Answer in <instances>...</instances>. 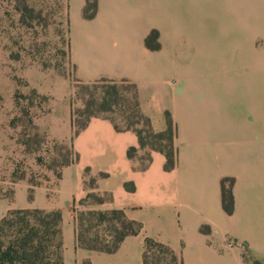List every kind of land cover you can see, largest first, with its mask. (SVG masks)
I'll return each instance as SVG.
<instances>
[{"label": "crops", "instance_id": "1", "mask_svg": "<svg viewBox=\"0 0 264 264\" xmlns=\"http://www.w3.org/2000/svg\"><path fill=\"white\" fill-rule=\"evenodd\" d=\"M70 1L76 78L134 83L154 131L170 114L175 162L166 169L165 155L151 150L142 167L137 134L106 117H90L76 133L68 121L56 138L69 140L73 158L55 184L36 185L30 199L28 185H17L11 203L0 199V219L15 208L60 210L64 264H145L147 238L183 264H264V0H95L88 18L87 0ZM153 31L157 48L145 44ZM129 147L138 148L134 158ZM89 192L107 198L78 204ZM78 206L121 210L140 229L112 253L81 248Z\"/></svg>", "mask_w": 264, "mask_h": 264}, {"label": "rangeland", "instance_id": "2", "mask_svg": "<svg viewBox=\"0 0 264 264\" xmlns=\"http://www.w3.org/2000/svg\"><path fill=\"white\" fill-rule=\"evenodd\" d=\"M94 6L95 0H88L83 16ZM68 7L69 0H0V199L8 203L19 184L28 185L27 195L36 185L55 184L73 158L69 140L56 138L68 121L73 132L94 114L120 127L127 124L126 105L101 107L91 82L76 78L68 48ZM87 219V236L97 233L112 241L108 222ZM148 256L149 264H166L156 247Z\"/></svg>", "mask_w": 264, "mask_h": 264}, {"label": "trees", "instance_id": "3", "mask_svg": "<svg viewBox=\"0 0 264 264\" xmlns=\"http://www.w3.org/2000/svg\"><path fill=\"white\" fill-rule=\"evenodd\" d=\"M87 4L88 0L85 7ZM93 13H85L84 16L88 18ZM155 37V31L146 37L145 44L149 48L158 47L157 43L150 44V38L155 39ZM91 86L94 88L93 96L99 101L101 107L111 110L113 105H121V103L128 107L127 112L129 115L125 126H118L108 116L102 115V117L110 119L117 130L131 129L137 134L138 148L144 150L141 156L142 167H145L150 161V151L158 150L165 155L164 167L166 169L172 168L175 162V148L173 144L174 126L170 114L168 112L165 113L166 128L163 131L156 132L151 128L148 117L143 115L139 109L137 87L134 83L124 80L100 79L91 82ZM92 116L101 115L94 114ZM89 118L80 124L73 133L83 128ZM138 148L129 147L126 151L127 156L134 158ZM85 174L87 175L88 173L85 172ZM95 180L96 177L90 176L86 183L88 186L94 187ZM126 186L128 187V185ZM31 196L29 193L28 198L30 199ZM105 198H107V195L89 192L77 203L81 205L98 203L102 202ZM221 200L224 210L230 213L233 208L231 181L228 187L225 186L224 179L221 181ZM74 211L77 215L75 216L76 244L84 249L106 253L115 252L126 235L135 234L140 229V224L128 219L121 210L82 209L78 211L74 209ZM87 218H94L98 223L108 222V229L113 233L112 241L105 242L98 237L97 233L87 236L89 229L84 226V222L88 220ZM151 247L159 249L160 253L166 257L165 260L163 258L166 264H183L167 246L150 238L145 240V250L143 252L145 264H149L148 255ZM253 263L261 264L257 260H253ZM0 264H64L60 210H44L40 208H15L7 210L0 219Z\"/></svg>", "mask_w": 264, "mask_h": 264}]
</instances>
